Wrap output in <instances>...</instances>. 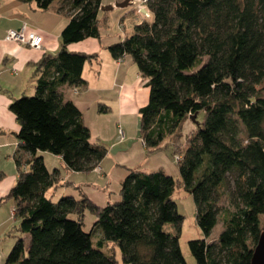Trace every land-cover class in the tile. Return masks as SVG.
Listing matches in <instances>:
<instances>
[{"label":"trees","instance_id":"16d2710c","mask_svg":"<svg viewBox=\"0 0 264 264\" xmlns=\"http://www.w3.org/2000/svg\"><path fill=\"white\" fill-rule=\"evenodd\" d=\"M19 1L41 11L54 4L69 20L58 52L36 65L34 93L8 106L19 127L18 177L4 200L13 201V230L20 236L2 264H187L179 246L184 215L173 199L177 186L191 196L203 235L187 242L196 264H250L264 231V0H146L135 6L147 14L106 49L115 61L131 59L149 91L138 111L143 148L157 151L189 117L204 116L174 156L178 181L161 169L129 168L118 198L102 206L77 186L76 195L56 199L71 182H62L58 168L49 171L43 154L59 157L73 173L92 171L107 154L60 90L86 89L82 70L97 53L67 46L99 38L105 0ZM87 213L95 218L89 232L83 229ZM217 222L222 230L210 240ZM109 243L120 261L104 250Z\"/></svg>","mask_w":264,"mask_h":264},{"label":"crops","instance_id":"0c3cea01","mask_svg":"<svg viewBox=\"0 0 264 264\" xmlns=\"http://www.w3.org/2000/svg\"><path fill=\"white\" fill-rule=\"evenodd\" d=\"M141 8H143V6L139 5L138 11L140 13ZM133 9L132 7L131 10ZM63 15L65 14L55 11L54 5L47 11H41L39 9L37 10L33 4H25L19 0H0V204L18 177L13 156L18 148L15 133L18 132L19 127L13 114L8 109V106L13 99H18L20 95L25 94L27 88H31V84H33L36 79V65L39 64L41 58L44 55L52 56L58 52L61 45L60 34L69 20L67 15ZM140 19H138L137 22H140ZM23 25L41 36L42 43L38 49L4 40L7 31L10 29L17 30V28ZM89 41L91 40H85L83 43L85 45L74 44L67 46V49L71 52L75 51L87 54L97 53L96 61L86 62L89 63L88 67L86 68L85 65L87 64H85L82 70V76L87 83L86 89L74 92L72 88L64 86L60 90L64 99L72 101L81 111L83 122L85 126L89 128L90 139L94 143H99L101 138L92 136L93 127L86 122L84 111L88 112L92 108V112L89 111V113H92L91 116L94 119L104 118V116L110 115L117 117L121 123L117 124L116 128L112 127V124L108 127L111 131L113 130V132H115L113 144H117L121 147V144H123L126 139H134L133 134L135 129L132 123L134 124L137 122L139 118V109L147 104L146 99L148 100L149 91L144 81L141 80L138 70L131 59L128 60L124 58L115 61L111 58L109 53L107 54V49H101V53L98 52L97 49L86 50L84 47L86 48ZM99 53L103 59L106 60L108 66L104 64L102 60L101 62L98 60L100 58ZM91 67H94V70L97 71L96 74L92 71L93 69H91ZM103 72L107 76V83H101V80H105L101 78ZM141 90L145 91L142 96ZM96 105L106 106L108 109L107 114L96 112ZM119 130L121 135L118 138L121 139V141H119L116 135L119 133ZM130 144H133V142H130ZM53 159L59 163L60 168L63 169L60 158L53 157ZM101 164L93 169L92 172L97 175H102L104 172ZM151 167L154 169V162L151 163ZM64 172L65 175L59 172L62 182L68 181V178L75 174L70 171L66 172L65 170ZM74 186L76 185L73 182L69 185L68 188L71 187L74 192H69L68 195H76ZM59 190L61 193L63 192V194H66V191H68L67 187ZM106 202H108V200L104 197L100 205L102 206V204ZM12 217L13 210L10 211V218ZM1 220V227L4 223L7 224V222H9L6 215H3L0 221ZM3 227L7 228L8 226Z\"/></svg>","mask_w":264,"mask_h":264},{"label":"rangeland","instance_id":"374dc122","mask_svg":"<svg viewBox=\"0 0 264 264\" xmlns=\"http://www.w3.org/2000/svg\"><path fill=\"white\" fill-rule=\"evenodd\" d=\"M135 1L133 2V6H128L126 8L117 7L111 11H106V13L104 14L101 13L99 16L100 36L96 39H90L91 41L87 43L88 45L86 46V48L84 47V49H97L98 52L101 53L100 50L106 49L108 44L117 42L119 39H122L124 35H128L129 33H131L133 24L137 22L138 19L143 17V15L138 10H131L132 7L136 8L135 6L138 5V3ZM104 4L114 5L116 3L113 0H105ZM84 42L85 41L74 44L85 45L83 44ZM108 53L109 51L107 49V54ZM99 57L100 58L98 60L100 62L102 60L103 63L108 66L106 60L103 59L101 54L99 55ZM127 59L130 60L129 58ZM86 64L87 65L85 66L87 68L89 63ZM91 69H93L92 71H94L95 74L97 73V71L94 70V67H91ZM101 78L105 79H100L101 83H107V76L104 72L102 73ZM34 84L35 82L31 84V88L26 89L25 95L31 97V95L34 93ZM140 92L142 96L145 91L141 90ZM101 106L106 107L104 105H96V112H99V107ZM91 109L89 111L92 112ZM89 111H84V116L86 117V122L89 123L91 127H93L92 136L101 138L99 144L101 143L105 147V149H107V154L101 160L102 164L100 163L103 167L102 170L104 173H102V175H97L92 171L87 173L79 172L75 173L73 176L68 178V181H70L71 183L73 182L84 192L85 195H87L96 204L100 205V202L102 203L104 197L107 198L108 202H114V200L117 199L118 189L125 177V172H127L125 168L137 170L161 169L167 175L170 174L174 180L178 181L179 169H177V164L175 162L174 156L175 154H177V149L181 147L180 145L184 144L186 134L189 133V130L194 129L196 127V124L192 123L190 120L183 122V126H181L173 135L168 136L163 141V143L160 145V149H157V151L153 152H147V150L143 148L141 141L135 137L138 128L137 122H135L134 124L132 123L135 129L133 134L134 139H126V141L121 144L120 147L117 144H113V137H115V132H113V130L111 131L108 127L112 124V127L116 128V125L121 123L119 122V119L117 117H114L113 115L104 116V118L94 119L91 116L92 113H89ZM203 116L204 113L200 112V114L197 116L196 123L200 124L203 121ZM116 135L118 138L120 136V132ZM119 141H121V139H119ZM131 141L133 142V144H130ZM43 155V162L46 164V167L49 171H52L53 168H58L60 169V173L62 175H65L64 170L60 168L59 163H57L51 155L46 152ZM152 162H154V169H152L153 167H151ZM67 189L68 191H66V194H63V192L61 193V191L59 190L56 194V199H58L60 195H68L69 192H74L71 187L68 188L67 186ZM174 191L175 192L173 194V199L177 205V212L181 215H184L181 232L179 234V246L181 247V251L184 255V258H186L187 264H196L194 258L191 257L189 247L187 246L188 241L203 238L199 227L195 223L194 202H192L191 196L185 191H183L181 186H177ZM221 205H224V203L221 202ZM12 207L13 201L9 199L3 200L0 204V219L3 217V215H6L9 221L7 222V224H3V226H8L7 228L3 226L2 228L0 226V264L4 263L5 258L8 255L7 253L15 244V240L20 236V233L18 231L13 230L16 221L10 218V211L13 210ZM260 217L264 225V216L260 215ZM94 220L95 218L89 213H87L85 215L83 229L89 232L91 230V226ZM0 222H2V220ZM221 230L222 224L217 222L216 226L210 233L211 235L209 236V239L216 240ZM95 236L96 235L93 234L92 239H95ZM104 250H107L108 252H114L117 260L120 261V252L113 244L109 243Z\"/></svg>","mask_w":264,"mask_h":264},{"label":"water","instance_id":"95a60500","mask_svg":"<svg viewBox=\"0 0 264 264\" xmlns=\"http://www.w3.org/2000/svg\"><path fill=\"white\" fill-rule=\"evenodd\" d=\"M134 1L135 0H124L122 2H116V4H114V5L107 4L105 6H102L100 8V10L106 12V11H111L113 8H117V7L126 8L128 6H132ZM140 11H141V13L147 14L145 8H141ZM195 117H196V115L189 117L190 120L192 121V123H196ZM140 124H141V122H140V119L138 118V120H137L138 128H137V132L135 134V137L137 139H140V128H141ZM196 124H198V123H196ZM256 244L257 245L255 246V248L253 250L250 264H264V231H262L261 236L259 237Z\"/></svg>","mask_w":264,"mask_h":264},{"label":"built area","instance_id":"2783aa9c","mask_svg":"<svg viewBox=\"0 0 264 264\" xmlns=\"http://www.w3.org/2000/svg\"><path fill=\"white\" fill-rule=\"evenodd\" d=\"M145 1L146 0H136L135 2L141 4V2ZM41 39V36H39L35 31L31 29H27L25 25L20 28H17V30L10 29L9 31H7L6 36L4 38L5 41H12L17 44H21L35 49H38L40 47L42 43Z\"/></svg>","mask_w":264,"mask_h":264},{"label":"clouds","instance_id":"9594fccd","mask_svg":"<svg viewBox=\"0 0 264 264\" xmlns=\"http://www.w3.org/2000/svg\"><path fill=\"white\" fill-rule=\"evenodd\" d=\"M144 8V7H143Z\"/></svg>","mask_w":264,"mask_h":264}]
</instances>
